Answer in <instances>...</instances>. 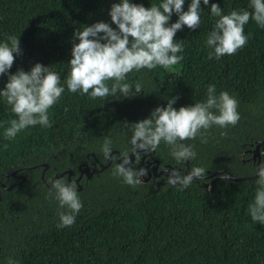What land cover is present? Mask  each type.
I'll use <instances>...</instances> for the list:
<instances>
[{
	"label": "trees",
	"instance_id": "16d2710c",
	"mask_svg": "<svg viewBox=\"0 0 264 264\" xmlns=\"http://www.w3.org/2000/svg\"><path fill=\"white\" fill-rule=\"evenodd\" d=\"M112 2L0 0V40L19 36L22 49L14 54L9 71L28 70L39 61L51 65L63 84L73 30L98 20L111 24ZM134 2L148 7L159 0ZM215 2L225 13L248 7V0ZM201 7L200 26H185L174 35L183 44L182 60L128 74L129 81L141 83L139 94L92 98L69 92L65 85L49 109L50 126H28L11 140L2 133L14 114L0 100V180L7 186L14 183L9 189L0 185V264L9 256L19 264H264V225L252 221L247 211L256 177L193 178L185 185L173 175L150 179L142 170L140 182L128 185L113 174L118 152L129 155L134 150L126 123L143 119L169 97H176L174 107L201 101L210 83L217 92L235 96L237 123L214 125L184 140L195 151L190 160H175L163 141L150 157L161 166H188V172L202 167L204 175L216 170L255 174V147L264 140V27L250 19L244 26L249 37L245 46L232 55L209 59L205 38L214 18L207 6ZM176 18L173 14L169 23ZM6 79L0 74V87ZM106 138L118 152L107 168L75 181L83 206L71 226L57 228L51 179L71 169L70 176L66 172L58 178L69 181L79 175L80 167L106 164L109 158L101 150ZM145 152H137L129 167L140 170ZM16 169V176L9 175Z\"/></svg>",
	"mask_w": 264,
	"mask_h": 264
},
{
	"label": "clouds",
	"instance_id": "9594fccd",
	"mask_svg": "<svg viewBox=\"0 0 264 264\" xmlns=\"http://www.w3.org/2000/svg\"><path fill=\"white\" fill-rule=\"evenodd\" d=\"M201 4L207 6L214 24L207 33L205 44L209 59L232 55L245 46L249 37L244 26L249 20L264 27V0H248V7L225 13L215 0H159L145 7L134 0H113L108 9L111 24L98 20L73 30V42L68 71L61 83V75L51 65L37 61L28 70L18 68L10 72L14 54L22 51L19 36L7 35L0 40V74L7 79L0 87V100L10 106L14 118L3 128V138L13 139L28 126H50L49 109L61 97L65 85L69 92L89 97H130L143 89L138 81H129L128 74L157 65L165 68L183 59V44L174 39L183 27L195 29L201 23ZM175 14V21L169 23ZM112 25H115L113 27ZM178 53H180L178 55ZM134 94L129 95V93ZM176 97L157 105L143 119L131 124L129 143L133 149H155L163 141L170 147V155L177 161L190 160L195 151L186 139L201 135L212 126L224 128L235 125L240 118L238 101L228 91L217 92L214 84L206 87L205 98L189 105L174 107ZM111 142L106 138L101 150L111 159ZM113 174L128 185H136L143 171L129 167L127 154H122ZM206 169L194 167L185 177L187 185L193 178L203 177ZM256 188L247 211L252 221L264 225V162L255 168ZM50 195L57 202V228L71 226L83 204L74 181L52 178ZM6 264H19L9 256Z\"/></svg>",
	"mask_w": 264,
	"mask_h": 264
},
{
	"label": "water",
	"instance_id": "95a60500",
	"mask_svg": "<svg viewBox=\"0 0 264 264\" xmlns=\"http://www.w3.org/2000/svg\"><path fill=\"white\" fill-rule=\"evenodd\" d=\"M261 147H264V140H259L258 143L256 144V147H255V153H254L255 155H254V156H255V157H256V156L258 157L257 165H258V164L260 163V161H261V158H260V148H261ZM139 151H146V152L143 154V157H144V156H146V155H148V154H150V153H153V152H154V149H134V150L128 155V157H129V161L133 160L134 156H135L136 153L139 152ZM114 152H118V151H116V150L112 151V152H111V157H112V158L109 160V162H107L106 164H101V166H100L99 168H94V169H92V170H91L88 166L82 168L80 177L83 175V173H86L89 177H91L94 173L100 172V171L104 170L105 168H107V167L109 166V164L111 163L112 159H113V153H114ZM119 156H121V154L118 152V163L120 162V157H119ZM152 162H155V163H156V164L154 165V169L157 170V167H158V165H159V160H158V159H155V160H152ZM39 165H40V164L34 165V167L39 166ZM44 166H45V168H47V167H48V164H44ZM45 168H44V169H45ZM168 170L171 172V174H172L174 177L177 175V171H176V169H175L174 167H170ZM17 171H18V169L12 171L9 175H11V176H16ZM66 172H68V175H69V176L73 173V171H72L71 169H68V170H66V171H62L60 174H56L53 178H59V177H61L62 175H64ZM162 172H163V171H161L160 173H157V172H156L155 174H156V175H160ZM9 175H8V176H9ZM143 175H144V174H143ZM142 177H144V176H142ZM203 177H206V178L214 177V180H215V179H218V178H221V177L230 178V179H234V180H248V179L255 178L256 176H255V174H253V175H243V176H238V175H235V174H233V173H231V172H229V171H227V170H216V171H213V172H211V173H208V174L204 175ZM42 178L44 179V171H43V173H42ZM25 179H26V177L23 176V177H22V180H25ZM146 179H147V178L145 177V178L142 179V180L145 181ZM51 180H52V179H51ZM76 181L78 182L79 179H77ZM0 185H1L3 188L9 189V188H11V187L14 185V183L11 184V185H9V186H7L4 182H2V181L0 180ZM49 186H50V185H49ZM0 198H1V195H0Z\"/></svg>",
	"mask_w": 264,
	"mask_h": 264
},
{
	"label": "flooded vegetation",
	"instance_id": "af4514ba",
	"mask_svg": "<svg viewBox=\"0 0 264 264\" xmlns=\"http://www.w3.org/2000/svg\"><path fill=\"white\" fill-rule=\"evenodd\" d=\"M112 151H114V150H112ZM117 151V150H116ZM116 152H114L113 153V158H114V154H115ZM152 153H150V154H148V155H146V156H144L143 157V155L141 156V159H140V170H143L144 172H145V174H147V176L148 177H150V179L152 178V177H156L157 179L158 178H164L165 180L166 179H169L170 178V176L172 175L171 174V172L168 170L170 167H172V166H161V164H160V161H159V165H158V167H157V170H155L154 169V165L156 164L155 162H152V160H155L156 158H152V157H150V155H151ZM260 158H261V161H262V159L264 160V151H261V149H260ZM110 160V159H109ZM112 161H113V159H112ZM111 161V162H112ZM261 161H260V163H261ZM109 162V161H108ZM117 162H118V158H117ZM257 162H258V157H257ZM101 164H103V163H100L99 164V167L101 166ZM111 164V163H110ZM99 167H95V168H99ZM82 168H84V167H82ZM82 168L80 167V173H79V175L77 176V177H75V178H71L69 181H76L77 179H81L84 175H86L87 177H88V175L86 174V173H83V175L80 177V175H81V170H82ZM91 169V168H90ZM94 169V168H93ZM92 170V169H91ZM161 171H163L160 175H156L155 173L157 172V173H160ZM176 171L178 172L179 171V173L175 176V178L177 179V180H183L184 179V177L189 173L188 172V166H177L176 167ZM197 178H202V179H209V178H206V177H197ZM211 178V177H210ZM149 179V180H150Z\"/></svg>",
	"mask_w": 264,
	"mask_h": 264
}]
</instances>
